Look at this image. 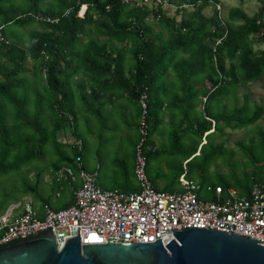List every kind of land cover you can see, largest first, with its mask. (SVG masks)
Returning a JSON list of instances; mask_svg holds the SVG:
<instances>
[{
	"label": "trees",
	"instance_id": "obj_1",
	"mask_svg": "<svg viewBox=\"0 0 264 264\" xmlns=\"http://www.w3.org/2000/svg\"><path fill=\"white\" fill-rule=\"evenodd\" d=\"M14 1L0 0V29L10 41L0 44V176L21 170L49 144L69 147L75 157L67 152L61 157L74 162L81 155L80 138L75 135L76 97L90 102L111 91L134 98L139 132V98L148 92L149 136L161 123L160 107L172 113L173 121L177 119L181 131H174L175 143L193 138L184 151L187 164L182 162L175 182L187 169L188 177H198L203 186L221 185L226 191L234 187L247 195L254 184L264 181L263 128L251 137L250 145L239 142L249 156L247 165H255L252 172L232 170L220 175L217 183H209L205 172L227 155L225 142L216 141L218 136L225 135L227 128L254 125L264 116V106L252 104L248 93L240 104L238 92L264 78V48L254 47L255 42L264 44V24L259 22L263 6L254 15L241 6L232 8L224 25L216 6L220 0H170L177 5L176 12L183 13L181 20L161 5L151 8L124 0H25L20 7ZM185 3L191 8L183 7ZM211 5L214 13L207 16L204 10ZM32 24L41 29L24 31ZM157 25L161 29L156 31ZM25 36L27 44L22 45ZM30 58L43 89L34 101L35 109L19 93ZM76 75L82 80L73 86ZM46 99L52 110L50 123L45 122ZM69 133L75 140L62 142ZM24 186L30 192V184ZM5 194L0 216L8 207L10 194Z\"/></svg>",
	"mask_w": 264,
	"mask_h": 264
},
{
	"label": "built area",
	"instance_id": "obj_2",
	"mask_svg": "<svg viewBox=\"0 0 264 264\" xmlns=\"http://www.w3.org/2000/svg\"><path fill=\"white\" fill-rule=\"evenodd\" d=\"M124 2L151 8L171 3L170 0ZM216 6L222 23L226 25L220 4ZM183 7L191 8V5L185 3ZM47 20L51 21V18ZM259 22L264 24V5ZM261 35H264V27ZM222 40L220 38L218 44ZM2 43L9 44L10 41L0 29ZM139 102L142 108L139 119L141 141L137 145L135 168L139 190L103 189L97 183V173L87 172L82 155H79L74 163L79 166L83 181L82 186L75 188L72 203L61 209L45 204L42 210L27 203L20 211H7L0 216V247L53 230L61 250L67 238L78 235L79 219L82 245L143 243L161 239L166 246L175 238L172 229L186 226L211 227L264 242V181L254 184L249 194L241 195L234 187L226 191L221 185L203 186L189 178L185 169L179 179L180 190L156 189L147 173V157L143 151L150 134L148 92L140 95ZM77 144L82 150L83 142L78 140ZM60 176L73 178V169L64 166Z\"/></svg>",
	"mask_w": 264,
	"mask_h": 264
},
{
	"label": "rangeland",
	"instance_id": "obj_3",
	"mask_svg": "<svg viewBox=\"0 0 264 264\" xmlns=\"http://www.w3.org/2000/svg\"><path fill=\"white\" fill-rule=\"evenodd\" d=\"M14 3L16 7L26 4L25 0H15ZM219 4L222 14L225 16H227L230 9L239 6L249 15H254L263 6L262 0H220ZM44 5L48 6L49 3L46 2ZM163 8L167 10L170 16L181 20L183 13L176 12L177 6L174 3L171 2L169 5L163 6ZM204 12L207 16H211L214 13L213 5L207 7ZM150 23L154 24L155 22L150 20ZM31 29H41V26L32 24L24 28V31ZM159 29L161 27L157 25L156 31ZM27 39L28 36H25V43L22 45L27 44ZM254 47L256 50L263 49L264 44L255 42ZM26 67L28 71L23 76L24 85L20 88L19 93L23 94V97L29 98V106L35 109L34 101L38 94H42L43 91L42 81L33 59H28ZM207 85L209 87L212 86L209 81ZM238 92L241 96L240 104L244 101L243 95L248 93L252 99V104L256 103L264 106V78L250 82L246 87H240ZM43 95L46 96V94ZM124 99L125 97L120 100L127 104ZM45 101V122L50 123L52 110L49 109V100L46 99ZM224 102L226 103L227 100H224ZM76 103L77 106L75 108L77 112L80 111L81 116L76 134L78 133L84 140L81 150L84 169L88 172L98 173L97 183L105 188L134 190L139 185L134 173L136 144L141 141L140 132L137 127L134 128L136 124L135 114L130 113L128 115L127 113L123 115L124 113L120 110V106H115V109L112 108L111 111H106L103 108L100 116L92 113L86 114L83 111L86 103L78 97L76 98ZM157 110L161 123L154 135L152 137L149 136L143 148L148 163L147 173L158 190H180V183L175 182L174 175L180 171L182 162L186 166L187 161H183L184 151L194 141L193 138L187 137L185 140L181 138V141L175 143L172 135H174L175 130H180L177 119L173 121L172 113L169 110H162L160 107H157ZM123 118L124 120H122ZM129 124L131 126H128ZM259 128L264 129V116L254 125L242 129L227 128L225 135L217 137V142H225L227 155L213 164L209 171L208 169L205 171L209 175V183H217L220 180V175L229 174L232 170H236L239 174L254 170L255 165H247L250 159L245 154V149L240 143L250 145L251 137L257 135ZM68 138L73 139L75 136L69 133ZM205 142L206 138L203 139V143ZM66 152L73 158L75 157L69 147L65 146L57 149L49 144L44 153H38L21 170L14 171L11 175L9 174L5 177L0 176V207L6 198L5 191L10 194V196H7L8 207L5 213L12 209H20L21 206L34 199L37 201L38 207H42L45 199H48L52 206L61 208L65 199L71 196L72 189L74 190L82 184L80 168L74 162H69L67 165L73 169L74 178L69 180L61 179L62 184L65 186L64 190L61 189V196L56 195L57 184H49L53 182L54 178L51 167L55 162L60 163L61 156ZM189 178H194L200 182L198 177ZM25 183L30 184L28 187L30 192L28 193L25 191ZM31 187H34V190Z\"/></svg>",
	"mask_w": 264,
	"mask_h": 264
},
{
	"label": "water",
	"instance_id": "obj_4",
	"mask_svg": "<svg viewBox=\"0 0 264 264\" xmlns=\"http://www.w3.org/2000/svg\"><path fill=\"white\" fill-rule=\"evenodd\" d=\"M175 238L82 245L78 235L58 248L53 230L0 247V264H264V242L214 228L172 229Z\"/></svg>",
	"mask_w": 264,
	"mask_h": 264
},
{
	"label": "crops",
	"instance_id": "obj_5",
	"mask_svg": "<svg viewBox=\"0 0 264 264\" xmlns=\"http://www.w3.org/2000/svg\"><path fill=\"white\" fill-rule=\"evenodd\" d=\"M45 74L43 73V77H44V79L46 80V76H44ZM80 80H82V77L80 76V75H76V76H74L73 78H72V85L73 86H77L78 84H79V82H80ZM78 97V96H77ZM76 97V98H77ZM123 97H125V101H127V104L126 103H124V102H122L120 99H122L123 100ZM78 98H80V97H78ZM86 104H85V106L83 107V111L86 113V114H89V113H92L93 115H95V114H97V116H100V113H102V109L104 108V110H106V111H111L112 110V108L113 109H115V106H120V110L122 111V113H124L123 115H126L127 113H128V115L130 114V113H134L135 114V117H136V119H135V121H137V116H138V106H137V103H136V101L134 100V98L131 96V95H116V94H112V92L111 91H106V92H104V93H102L101 94V96L98 98V99H96V100H91L90 102L89 101H84ZM76 106H77V103H76ZM167 110V109H166ZM76 112H77V110H76ZM80 118H81V116H80V111H78L77 112V122H76V131H77V129H78V123H80ZM122 120H124V118L122 119ZM164 121H165V118H164ZM128 126H131L130 124L128 125ZM134 128H135V126H134ZM78 138H80V140L83 142V144H84V140L78 135V133L77 134H75ZM69 140H74V139H70V138H68V136H66L65 134L62 136V142H67V141H69ZM136 145H138V144H136ZM136 154H137V150H136ZM71 159H73V157H71ZM58 165H60L59 166V168H54L55 166H58ZM68 165V163H66L65 162V160H63V158L61 157V161H60V163H57V162H55L54 164H53V166L51 167L52 168V172H53V174H54V178H53V182L52 183H49V184H52V185H54V184H57V186H58V189H57V191H56V195L57 196H61L62 194V192H61V189L62 190H64L65 189V186H64V184H62V182H61V179H62V177L60 176V171H61V169L64 167V166H67ZM136 168V165L134 166V169ZM87 171V170H86ZM88 172V171H87ZM90 172V171H89ZM90 173H96V172H90ZM135 173V172H134ZM135 177H136V175H135ZM150 177V176H149ZM73 179L72 177H69L68 178V180L69 179ZM82 178V177H81ZM65 179V178H64ZM97 179H98V173H97ZM137 179V178H136ZM151 179V178H150ZM83 181V180H82ZM98 181V180H97ZM138 182V181H137ZM153 182V181H152ZM45 183H47L48 184V182H46L45 181ZM153 184H154V182H153ZM81 186H82V184H81ZM101 186V185H100ZM154 186H155V184H154ZM80 187V186H79ZM103 189H115V188H105V187H103V186H101ZM156 187V186H155ZM78 188V187H77ZM119 189V188H118ZM75 190V189H74ZM74 190L72 189V194H71V196H69L68 198H66L65 199V201L62 203V207L61 208H64V207H67V206H69L71 203H72V201H73V198H74ZM122 190V189H121ZM137 190H139V185H138V187H136L134 190H123V191H127V192H131V191H137ZM47 201H50V200H48V199H45V202L42 204V207H43V205H45V204H50L51 206H52V204L51 203H47ZM27 203H31L33 206H34V208L36 209V210H42V207H38L37 206V201L34 199L33 201H29V202H27ZM26 203V204H27ZM25 204V205H26ZM25 205H23V206H21L20 207V209H15V211L16 210H22L23 208H24V206ZM53 208H55L54 206H52ZM19 208V207H18ZM61 208H55V209H61Z\"/></svg>",
	"mask_w": 264,
	"mask_h": 264
}]
</instances>
